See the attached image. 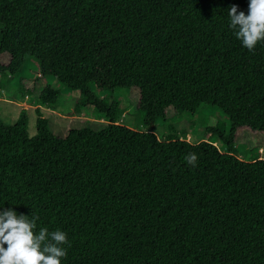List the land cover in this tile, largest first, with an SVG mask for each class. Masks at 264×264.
<instances>
[{"label":"trees","instance_id":"16d2710c","mask_svg":"<svg viewBox=\"0 0 264 264\" xmlns=\"http://www.w3.org/2000/svg\"><path fill=\"white\" fill-rule=\"evenodd\" d=\"M248 3L0 0V76L36 57L40 78L109 118L61 136L37 108L31 136L26 111L14 124L0 114V211L65 232L61 264H264V41L244 48L228 17ZM40 78L23 79V92L55 105L61 93ZM118 87L146 130L94 90ZM203 104L220 107L229 129L198 142L156 132L160 118ZM237 143L260 154L239 157Z\"/></svg>","mask_w":264,"mask_h":264},{"label":"rangeland","instance_id":"374dc122","mask_svg":"<svg viewBox=\"0 0 264 264\" xmlns=\"http://www.w3.org/2000/svg\"><path fill=\"white\" fill-rule=\"evenodd\" d=\"M1 27L0 24V42ZM40 76V62L33 56L26 59L23 69L16 74L0 76V114L6 123L14 124L22 112L26 111L29 133L34 136L37 133V119L39 117L37 108H40L44 117L49 120L52 131L61 136H66L74 128L91 127L99 130L107 125L109 118L105 112H101L95 103L85 104L78 90L69 89L54 76L41 78ZM39 78L41 86L52 85L61 93L55 105L35 98L33 94L23 92L21 87L23 79L35 81ZM94 90L100 101L103 100L107 104L116 103L119 106L120 122L137 126L143 130L148 128L142 124L143 113L135 109L133 103H130L128 88L118 87L115 90L95 88ZM79 99H81V104L77 103ZM230 125L231 121L228 115L220 107L203 104L194 113L172 111L169 118H160L156 125V132L161 138L166 139L169 133L177 129L182 138L198 142L203 139H211L214 132L222 127L229 129ZM212 139L217 143L219 142L216 136ZM221 148L226 150L225 145H221ZM235 150V153L244 159H253L257 157V153L260 154L258 151H250L243 143H237ZM261 155L264 153L262 152Z\"/></svg>","mask_w":264,"mask_h":264},{"label":"clouds","instance_id":"9594fccd","mask_svg":"<svg viewBox=\"0 0 264 264\" xmlns=\"http://www.w3.org/2000/svg\"><path fill=\"white\" fill-rule=\"evenodd\" d=\"M228 17L244 48L252 51L264 41V0H249L247 14L238 13L233 5ZM185 159L195 165L197 156L189 153ZM38 219L33 214L18 215L12 209L0 211V264H61L67 255L63 247L68 244L66 233L59 229L50 232L46 227L37 232Z\"/></svg>","mask_w":264,"mask_h":264},{"label":"built area","instance_id":"2783aa9c","mask_svg":"<svg viewBox=\"0 0 264 264\" xmlns=\"http://www.w3.org/2000/svg\"><path fill=\"white\" fill-rule=\"evenodd\" d=\"M262 150V149H261Z\"/></svg>","mask_w":264,"mask_h":264}]
</instances>
